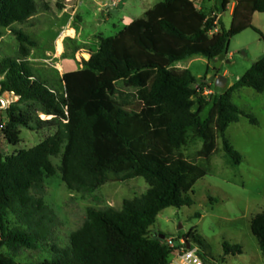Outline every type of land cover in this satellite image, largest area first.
<instances>
[{
  "label": "trees",
  "instance_id": "trees-1",
  "mask_svg": "<svg viewBox=\"0 0 264 264\" xmlns=\"http://www.w3.org/2000/svg\"><path fill=\"white\" fill-rule=\"evenodd\" d=\"M230 2L221 0V8ZM37 11L35 0H0V38L10 28L22 44L20 56L0 57V95L18 97L5 108L4 137L18 145L23 127L53 130L31 148L0 151V264H28L17 260L19 253L42 244L56 218L44 199L46 179L58 170L70 190L84 194H93L111 175L123 181L141 176L149 187L125 199L121 209L88 208L70 244L37 264H168L171 249L161 237L166 234L152 235V225L164 209L194 203L190 193L210 172L219 139L231 165L241 164L226 131L240 115L257 120L232 96L244 86L264 92V55L211 103L195 86L191 69L176 64L198 54L215 60L228 54L237 33L247 27L261 32L252 18L264 12V0H237L230 29L221 19L217 27L216 17L196 0H160L117 35L101 37L86 66L65 72L58 83L35 72L25 44L36 43L14 27ZM203 80L201 89L209 85ZM118 82L134 93L116 98ZM190 136L203 141L198 156L206 165L185 156ZM53 157H60L58 167ZM251 229L264 255V211L252 216ZM185 235L202 242L196 229ZM224 251L242 254L243 247L225 242Z\"/></svg>",
  "mask_w": 264,
  "mask_h": 264
},
{
  "label": "rangeland",
  "instance_id": "rangeland-1",
  "mask_svg": "<svg viewBox=\"0 0 264 264\" xmlns=\"http://www.w3.org/2000/svg\"><path fill=\"white\" fill-rule=\"evenodd\" d=\"M37 13L28 22L15 23L35 41V46L25 44L29 50V62L39 75L57 82L65 72L82 69L100 45L101 37L115 36L134 19L142 17L145 11L160 0H35ZM205 13L221 19L225 28L230 29L234 16L230 13L237 0H231L227 10L221 8V0H196ZM252 27L234 35L225 59L220 65L203 55H194L177 63L178 68L188 67L197 76L196 87L204 78L222 74L228 84L219 88L214 82L208 87L213 99L234 84L251 65L264 55V12L256 11ZM217 28L215 29V31ZM0 38V57L20 56L21 42L10 28L4 29ZM134 89L117 83L116 98L131 96ZM10 103L17 100L6 94ZM232 101L247 113L240 115L238 122L230 124L227 138L242 154L240 165H231L218 140V149L212 156L210 172L199 180L190 193L194 203L190 206L168 207L161 211L151 234L165 233L167 236H181L196 229L202 242L196 241L204 258L215 264H264V255L257 237L251 229L252 216L264 211V92L244 86L233 93ZM7 104V107L9 104ZM196 105L193 110H197ZM208 110L203 113L206 117ZM41 118H46L42 116ZM50 117V116H49ZM48 117V118H49ZM7 119L5 108L0 109V151L12 154L18 149L31 148L53 130L45 128L33 131L22 128V141L18 145L8 143L2 132ZM203 141L190 136L183 147L185 156L199 164L206 162L198 156ZM54 164L60 165V157H53ZM149 185L144 177L121 180L111 175V180L93 194L70 190L63 181L60 171L46 179L45 202L54 210L56 218L48 228L45 239L38 249H23L17 256L22 263L37 264L51 259L58 249L70 244L72 233L80 228L88 215V208L105 209L112 206L121 209L123 201L145 193ZM198 213L201 216H198ZM239 244L242 254H225L224 243Z\"/></svg>",
  "mask_w": 264,
  "mask_h": 264
},
{
  "label": "built area",
  "instance_id": "built-area-1",
  "mask_svg": "<svg viewBox=\"0 0 264 264\" xmlns=\"http://www.w3.org/2000/svg\"><path fill=\"white\" fill-rule=\"evenodd\" d=\"M197 88L205 96L213 94V90L208 87V85L204 86L202 89L200 86ZM6 94L11 93L6 92L0 95L4 108H6L7 104L10 103V100L6 98ZM15 98L18 99L17 96H15ZM165 241L171 249L168 264H211L204 258L199 245H197L193 238L184 234L181 236H166ZM187 241L190 242V247L187 246Z\"/></svg>",
  "mask_w": 264,
  "mask_h": 264
},
{
  "label": "water",
  "instance_id": "water-1",
  "mask_svg": "<svg viewBox=\"0 0 264 264\" xmlns=\"http://www.w3.org/2000/svg\"><path fill=\"white\" fill-rule=\"evenodd\" d=\"M225 59V54L220 55L217 59L214 61L217 62L218 65L222 63V61ZM204 82H214L215 85L219 88H224L228 84V78L222 74L219 75H212L209 78H206L203 80ZM4 108L3 102L0 96V109ZM162 238H165L166 235H161ZM187 246L190 247V242L187 241Z\"/></svg>",
  "mask_w": 264,
  "mask_h": 264
},
{
  "label": "crops",
  "instance_id": "crops-1",
  "mask_svg": "<svg viewBox=\"0 0 264 264\" xmlns=\"http://www.w3.org/2000/svg\"><path fill=\"white\" fill-rule=\"evenodd\" d=\"M229 6V5H228ZM236 7V6H235ZM235 7H233L232 9H231V11H230V13L233 15V12H234V9H235ZM200 8V7H199ZM228 8V7H227ZM181 62V61H180ZM180 62H178L179 64H180ZM181 65V64H180ZM176 66H177V64H176ZM184 66V65H183ZM182 66V68L181 69H184V68H188V67H183ZM190 69V68H189Z\"/></svg>",
  "mask_w": 264,
  "mask_h": 264
}]
</instances>
